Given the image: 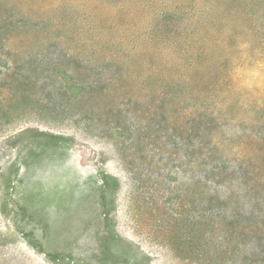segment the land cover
<instances>
[{"label":"rangeland","instance_id":"rangeland-1","mask_svg":"<svg viewBox=\"0 0 264 264\" xmlns=\"http://www.w3.org/2000/svg\"><path fill=\"white\" fill-rule=\"evenodd\" d=\"M0 264H264V0H0Z\"/></svg>","mask_w":264,"mask_h":264}]
</instances>
